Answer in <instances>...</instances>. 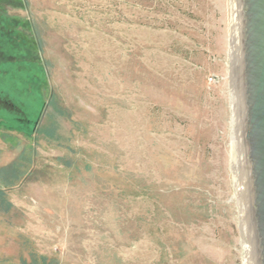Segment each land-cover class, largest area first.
Segmentation results:
<instances>
[{"label": "rangeland", "instance_id": "obj_1", "mask_svg": "<svg viewBox=\"0 0 264 264\" xmlns=\"http://www.w3.org/2000/svg\"><path fill=\"white\" fill-rule=\"evenodd\" d=\"M236 24L237 0H0V264H246Z\"/></svg>", "mask_w": 264, "mask_h": 264}, {"label": "water", "instance_id": "obj_2", "mask_svg": "<svg viewBox=\"0 0 264 264\" xmlns=\"http://www.w3.org/2000/svg\"><path fill=\"white\" fill-rule=\"evenodd\" d=\"M233 175L246 264H264V0H237L232 49Z\"/></svg>", "mask_w": 264, "mask_h": 264}, {"label": "trees", "instance_id": "obj_3", "mask_svg": "<svg viewBox=\"0 0 264 264\" xmlns=\"http://www.w3.org/2000/svg\"><path fill=\"white\" fill-rule=\"evenodd\" d=\"M32 260L37 264H58L55 259H50L43 255H33Z\"/></svg>", "mask_w": 264, "mask_h": 264}, {"label": "bare ground", "instance_id": "obj_4", "mask_svg": "<svg viewBox=\"0 0 264 264\" xmlns=\"http://www.w3.org/2000/svg\"><path fill=\"white\" fill-rule=\"evenodd\" d=\"M236 14V13H235ZM233 19H235V17H233ZM236 27V26H235ZM235 34V33H234ZM233 40V39H232ZM232 44H233V41H232ZM231 48H233V47H231ZM233 110V109H232ZM232 118V117H231ZM233 155V154H232Z\"/></svg>", "mask_w": 264, "mask_h": 264}]
</instances>
